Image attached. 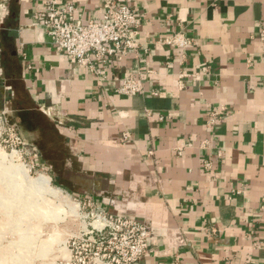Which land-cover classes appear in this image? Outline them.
<instances>
[{"label":"crops","instance_id":"1","mask_svg":"<svg viewBox=\"0 0 264 264\" xmlns=\"http://www.w3.org/2000/svg\"><path fill=\"white\" fill-rule=\"evenodd\" d=\"M47 1L0 0V113L121 188L93 198L151 230L137 264H264V0H56L83 23L137 11V51L93 70L32 26ZM177 32L193 44L159 43Z\"/></svg>","mask_w":264,"mask_h":264},{"label":"built area","instance_id":"2","mask_svg":"<svg viewBox=\"0 0 264 264\" xmlns=\"http://www.w3.org/2000/svg\"><path fill=\"white\" fill-rule=\"evenodd\" d=\"M74 12L73 4L59 7L56 0H49L42 10L33 14L32 26L43 28L56 51L80 66L93 70L96 62L107 64L113 57L127 55L139 48L137 34L141 20L133 7L124 4L114 7L112 2H107L101 21L86 23L76 20ZM159 43L186 49L193 40L177 32ZM143 92L141 83L132 75L121 79L118 93L137 95ZM2 119L18 146H29L4 113H0ZM123 138L127 141L128 134ZM82 201L90 210L93 221L68 240L69 258L66 261L59 259L56 264H137L147 254L151 230L144 222L109 212L91 196H83Z\"/></svg>","mask_w":264,"mask_h":264},{"label":"rangeland","instance_id":"3","mask_svg":"<svg viewBox=\"0 0 264 264\" xmlns=\"http://www.w3.org/2000/svg\"><path fill=\"white\" fill-rule=\"evenodd\" d=\"M14 127L29 146L19 147L4 119L0 120V264H56L59 259L68 260V240L93 221L83 195L75 187L66 186L56 171L68 152L64 154L47 125H42V134L36 138L40 147L35 150L28 135ZM38 153L43 155V163L41 157L36 158ZM51 161L54 168L47 164ZM41 175L51 178L52 187L61 189L68 201L38 185L36 180Z\"/></svg>","mask_w":264,"mask_h":264},{"label":"water","instance_id":"4","mask_svg":"<svg viewBox=\"0 0 264 264\" xmlns=\"http://www.w3.org/2000/svg\"><path fill=\"white\" fill-rule=\"evenodd\" d=\"M52 163L55 164L54 161L47 162L50 168H54ZM56 171L66 186L75 187L77 192L82 195L103 200L106 199L105 194L109 192L116 195L121 193V188L116 186L111 180L99 178L95 173L80 169L69 156H66V159Z\"/></svg>","mask_w":264,"mask_h":264},{"label":"bare ground","instance_id":"5","mask_svg":"<svg viewBox=\"0 0 264 264\" xmlns=\"http://www.w3.org/2000/svg\"><path fill=\"white\" fill-rule=\"evenodd\" d=\"M51 178L47 177V176H39V178L36 180L38 185H40L41 187H47L48 189H50L51 191H53L54 194H56V196L62 198L64 201H68V197L65 196V194L63 193V191L61 189H55L52 187L51 185ZM42 184V185H41ZM37 185V184H35ZM72 203V202H71ZM74 204V203H73ZM13 236V235H12ZM66 256V255H65ZM66 258V257H65ZM63 258V259H65ZM68 258V257H67ZM66 261V260H65Z\"/></svg>","mask_w":264,"mask_h":264},{"label":"trees","instance_id":"6","mask_svg":"<svg viewBox=\"0 0 264 264\" xmlns=\"http://www.w3.org/2000/svg\"><path fill=\"white\" fill-rule=\"evenodd\" d=\"M51 131H52V129H50ZM63 152H64V154L66 155V153L68 152V151H66L65 149H63ZM65 188V187H64Z\"/></svg>","mask_w":264,"mask_h":264},{"label":"flooded vegetation","instance_id":"7","mask_svg":"<svg viewBox=\"0 0 264 264\" xmlns=\"http://www.w3.org/2000/svg\"><path fill=\"white\" fill-rule=\"evenodd\" d=\"M53 164V163H52ZM53 166H55L54 164H53ZM65 186V185H64Z\"/></svg>","mask_w":264,"mask_h":264}]
</instances>
